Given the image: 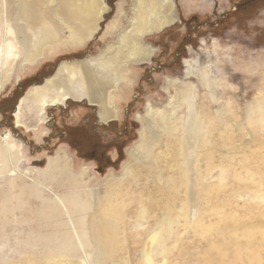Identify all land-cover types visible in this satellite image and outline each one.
Listing matches in <instances>:
<instances>
[{
    "label": "bare ground",
    "instance_id": "bare-ground-1",
    "mask_svg": "<svg viewBox=\"0 0 264 264\" xmlns=\"http://www.w3.org/2000/svg\"><path fill=\"white\" fill-rule=\"evenodd\" d=\"M174 6L173 0H136L135 17L130 29L118 34L120 45L115 51L95 59L63 61L53 75L19 98L13 111L15 127L48 134V111L67 110L70 103L95 107L101 125L120 123L140 67L152 64L158 51L145 47L141 37L172 25ZM108 8L106 0H0V93L21 81V73L36 70L54 54L93 41ZM117 24L116 20L105 25L101 38ZM212 86L211 74L198 65L194 69L188 64L183 80L167 79L168 102L163 109L148 105L140 141L128 152L121 174L112 173L97 189L88 186L85 171L72 170L67 156L50 159L45 168L23 170L21 165L29 161L25 145L16 133H0V263L14 264L13 260L20 259L25 264H168L171 249L192 233L197 252L190 246L179 247L180 259L193 261L202 253L196 250L201 235L207 242L203 254L214 264H264V227L242 224L249 239L233 223L216 230L215 237L211 230L207 232L213 219L221 223L229 216L228 197L242 200L232 207L231 217L239 210L264 215L263 174L246 167L241 168L244 172L234 171L233 161L217 165L215 160L221 156L209 149L214 147L207 108L208 98L216 101ZM200 87L207 92L201 93ZM224 111H216L217 117ZM247 111L264 124V103L251 105ZM236 153L235 148L222 155L236 160ZM246 162V157L236 160L241 165ZM31 173L38 177L28 184L25 180ZM66 186L77 191L72 194V203L80 210L77 222L66 198L56 193ZM46 192L54 197L48 198ZM31 197L40 201L36 215ZM49 203L67 216L68 233L61 231L62 224L54 232L31 225L33 214L38 225L46 224ZM257 233L262 234L261 240L256 239ZM129 234L137 237L134 245L142 244L138 263L133 262L129 247L130 255L124 254ZM244 238L247 244L242 243Z\"/></svg>",
    "mask_w": 264,
    "mask_h": 264
},
{
    "label": "rangeland",
    "instance_id": "rangeland-1",
    "mask_svg": "<svg viewBox=\"0 0 264 264\" xmlns=\"http://www.w3.org/2000/svg\"><path fill=\"white\" fill-rule=\"evenodd\" d=\"M173 1L175 22L160 33L145 34L141 37V43L145 47L149 46L158 51L152 64L140 67L135 79V88L124 104V119L120 123L101 125L98 123L95 107L70 103L67 110L52 108L48 111L50 122L46 127L50 130L48 134L41 135L16 128L13 111L27 89L34 84H41L44 79L53 75L63 61L89 60L99 57V54L113 53L120 45L118 34L130 29L129 23L135 17L136 0H106L108 13L100 23V30L93 41L83 48L63 49L34 71L20 72L21 76H24L22 80L14 81V84L11 83L9 88L0 93V133L8 130L16 133L19 143L25 145L29 161L21 165L23 170L33 166L45 168L50 159L62 155L72 160L74 172H86L90 188L97 189L102 186L112 173L121 174L128 159V152L140 141L139 131L143 127V117L148 105L155 110L163 109L168 102L164 88L166 80H183L189 64L194 69H197L198 65L200 69L211 74V91L215 93L216 101L213 103L209 98V101L207 100L208 115L214 131L211 135L214 147L209 146V149L215 152L216 157L221 156V160H215L216 164L227 165L233 161L232 170L244 172L241 168H252L264 177V124H258L247 111L251 105L260 101L264 103V0ZM116 20L117 27L110 35L101 38L104 26ZM193 81L197 83V80ZM200 89L201 93L207 92L202 87ZM221 108L226 114H221L219 120L216 111ZM30 121L28 118V122ZM228 148H236V160L246 157L248 162L241 165L236 163L235 159L224 158L222 152H227ZM36 176L38 177L37 173H31L25 181L32 184L31 178ZM257 177L259 178L258 175ZM75 191L76 189L69 186L56 189V193L66 198L67 205L73 212V219L77 222L80 210L72 203V194ZM45 195L48 198L54 197L53 193L49 192ZM228 198L232 206L227 208V219L221 223L219 219H213L212 229L207 228V232L212 231L209 232L212 237H215L216 230L225 228V224L240 225L243 233L246 232L244 224L264 227V215L257 212L252 214L239 210L238 215L231 217V210L238 204L241 205L242 200ZM30 202L36 215L38 207H41L40 201L31 197ZM46 213V224L38 225L33 214L34 221L31 225L37 228L40 226L45 232H54L55 226L62 224L61 231L68 233L67 216H62L52 203L48 204ZM41 218L42 216L39 219ZM179 231L184 232V229L180 228ZM66 233L64 236H67ZM245 234L249 239L248 232ZM192 236V233L185 234L184 241L171 249L168 264H214L206 260L207 257L203 254V250L207 249V242L204 243L205 239L201 235L196 240L200 249L196 250L202 253L193 261L190 258L180 259L179 247L190 246L191 250L195 251ZM129 238V243L124 247V254L130 255V248L133 262L138 263L137 256H140L142 244L132 243V240L137 238L136 235L129 234ZM245 239L242 240L243 244L248 243ZM256 239L261 240L262 234L257 233ZM161 258L162 256H158V262L162 261ZM13 261L14 264H25L20 259Z\"/></svg>",
    "mask_w": 264,
    "mask_h": 264
}]
</instances>
